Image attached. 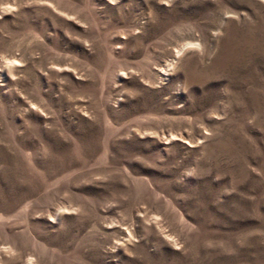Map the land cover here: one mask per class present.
I'll return each instance as SVG.
<instances>
[{"label": "rangeland", "instance_id": "obj_1", "mask_svg": "<svg viewBox=\"0 0 264 264\" xmlns=\"http://www.w3.org/2000/svg\"><path fill=\"white\" fill-rule=\"evenodd\" d=\"M0 264H264V0H0Z\"/></svg>", "mask_w": 264, "mask_h": 264}]
</instances>
